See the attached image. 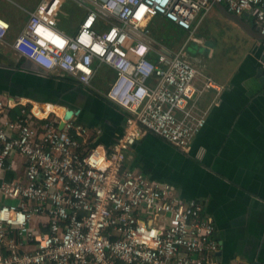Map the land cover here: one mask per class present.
Masks as SVG:
<instances>
[{"label": "built area", "instance_id": "1", "mask_svg": "<svg viewBox=\"0 0 264 264\" xmlns=\"http://www.w3.org/2000/svg\"><path fill=\"white\" fill-rule=\"evenodd\" d=\"M67 0H42L14 43L33 71L91 87L101 66L115 72L106 98L125 112L110 147L74 117L0 100V264H223L216 226L200 200L126 168L143 134L187 151L206 125L197 103L207 80L185 53L155 52L148 25L163 17L189 39L210 0H75L86 10L73 35L58 29ZM253 18L264 36V0H217ZM9 23L0 18V40ZM22 109L13 118L12 111ZM62 123H64L61 128ZM236 264V263H230Z\"/></svg>", "mask_w": 264, "mask_h": 264}, {"label": "crops", "instance_id": "2", "mask_svg": "<svg viewBox=\"0 0 264 264\" xmlns=\"http://www.w3.org/2000/svg\"><path fill=\"white\" fill-rule=\"evenodd\" d=\"M41 1L0 0V18L10 25L5 39L0 40V100L26 105L40 117L52 113L50 106L73 110L74 118L92 134L101 131L89 147H110L123 132L126 116L105 96L115 72L101 66L94 77L98 86L87 87L68 77L33 71L14 50L16 39ZM77 17L80 26L83 16L79 13ZM208 17L191 40L188 32L163 17L148 25V40L155 49L152 57L162 48L176 52L186 45L185 53L199 71L196 89L202 91L209 79L219 87L199 95L197 108L206 115L205 127L187 151L154 134H143L128 152L125 166L149 180L172 184L184 199L202 201L216 226L223 264L256 260L264 264V74L259 73L264 66V42L215 6ZM241 19L255 28L250 15ZM78 28L70 32L59 19L58 29L66 34L73 35ZM165 28L173 44L163 39ZM21 109L18 106L13 113Z\"/></svg>", "mask_w": 264, "mask_h": 264}, {"label": "rangeland", "instance_id": "3", "mask_svg": "<svg viewBox=\"0 0 264 264\" xmlns=\"http://www.w3.org/2000/svg\"><path fill=\"white\" fill-rule=\"evenodd\" d=\"M79 13H80L81 16H84L85 9L82 8L81 6H79V4L75 0H67L65 2V4L63 5V7H62V11H61V14H60V17H59L60 22H61V26L66 27L70 32H73L79 26L78 25L79 23L76 20V19L80 18V17L79 18L77 17V15L79 16ZM73 15H74V17H73ZM72 17L74 18L73 21H72ZM207 18H209V17L207 16ZM167 29L168 28H165L163 30L162 37H163V39H165V41L167 43L169 42V44H173L174 43V39L170 35V32L167 31ZM182 41L183 40H180V42H182ZM104 67H106V66H104ZM98 84L99 83L96 81V79H94L92 81L91 86L97 87Z\"/></svg>", "mask_w": 264, "mask_h": 264}, {"label": "water", "instance_id": "4", "mask_svg": "<svg viewBox=\"0 0 264 264\" xmlns=\"http://www.w3.org/2000/svg\"><path fill=\"white\" fill-rule=\"evenodd\" d=\"M83 1V0H81ZM214 6L221 11V13L227 17L228 19L234 21L237 25H239L246 33H248L249 35H251L252 37H255L257 40L259 41H263L264 42V36H262L257 29H255L252 25L248 24L247 22H245L243 19H241V17L230 13L226 6L220 2H218L217 0H210ZM84 3H86L85 1H83ZM262 63L264 64V54L262 56ZM260 74H264V66L260 69L259 71ZM77 114L73 111V110H68L66 111L65 114V120H70L72 117H75ZM64 123H62L61 128L63 127ZM251 264H262V262L256 260L254 262H251Z\"/></svg>", "mask_w": 264, "mask_h": 264}, {"label": "bare ground", "instance_id": "5", "mask_svg": "<svg viewBox=\"0 0 264 264\" xmlns=\"http://www.w3.org/2000/svg\"><path fill=\"white\" fill-rule=\"evenodd\" d=\"M49 106V105H48ZM51 112L52 113H57L60 116H64L66 109L64 107H58L56 108L55 106H50ZM40 117V116H38ZM41 118H46V117H41Z\"/></svg>", "mask_w": 264, "mask_h": 264}, {"label": "trees", "instance_id": "6", "mask_svg": "<svg viewBox=\"0 0 264 264\" xmlns=\"http://www.w3.org/2000/svg\"><path fill=\"white\" fill-rule=\"evenodd\" d=\"M11 115H12L13 118L16 116V114H14L13 111L11 112Z\"/></svg>", "mask_w": 264, "mask_h": 264}]
</instances>
